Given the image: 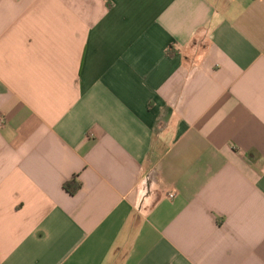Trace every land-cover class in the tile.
<instances>
[{
  "label": "crops",
  "instance_id": "0c3cea01",
  "mask_svg": "<svg viewBox=\"0 0 264 264\" xmlns=\"http://www.w3.org/2000/svg\"><path fill=\"white\" fill-rule=\"evenodd\" d=\"M0 264H264V0H0Z\"/></svg>",
  "mask_w": 264,
  "mask_h": 264
},
{
  "label": "trees",
  "instance_id": "16d2710c",
  "mask_svg": "<svg viewBox=\"0 0 264 264\" xmlns=\"http://www.w3.org/2000/svg\"><path fill=\"white\" fill-rule=\"evenodd\" d=\"M64 188L70 193V194H76L79 189L81 188V181L78 177V175H74L70 180L66 181L64 183Z\"/></svg>",
  "mask_w": 264,
  "mask_h": 264
},
{
  "label": "built area",
  "instance_id": "2783aa9c",
  "mask_svg": "<svg viewBox=\"0 0 264 264\" xmlns=\"http://www.w3.org/2000/svg\"><path fill=\"white\" fill-rule=\"evenodd\" d=\"M178 192L176 189H171L167 192V196L170 199H174L177 196Z\"/></svg>",
  "mask_w": 264,
  "mask_h": 264
}]
</instances>
